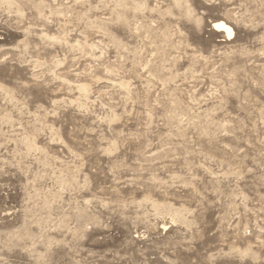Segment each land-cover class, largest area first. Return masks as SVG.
<instances>
[{
    "label": "rangeland",
    "instance_id": "obj_1",
    "mask_svg": "<svg viewBox=\"0 0 264 264\" xmlns=\"http://www.w3.org/2000/svg\"><path fill=\"white\" fill-rule=\"evenodd\" d=\"M0 264H264V0H0Z\"/></svg>",
    "mask_w": 264,
    "mask_h": 264
},
{
    "label": "bare ground",
    "instance_id": "obj_2",
    "mask_svg": "<svg viewBox=\"0 0 264 264\" xmlns=\"http://www.w3.org/2000/svg\"><path fill=\"white\" fill-rule=\"evenodd\" d=\"M212 26L216 30L226 31L229 34L232 32L231 28L227 24L223 23V21H216L212 24Z\"/></svg>",
    "mask_w": 264,
    "mask_h": 264
}]
</instances>
